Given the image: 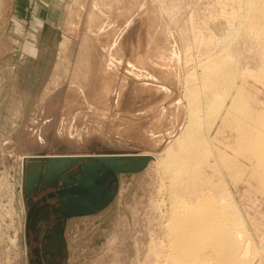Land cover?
Segmentation results:
<instances>
[{
  "label": "rangeland",
  "instance_id": "374dc122",
  "mask_svg": "<svg viewBox=\"0 0 264 264\" xmlns=\"http://www.w3.org/2000/svg\"><path fill=\"white\" fill-rule=\"evenodd\" d=\"M218 1L0 0V264H30V249L42 243L40 233L28 234L25 224L36 199L22 192L28 157L159 159L169 150L177 156L192 110L200 116L203 144L218 175L210 177L206 164L202 171L229 192L264 264V179L248 162L232 117L224 114L231 97L223 99L210 86L213 70L201 61L211 33L225 32L215 27H224L230 9L226 0ZM244 68L236 84L255 110L264 102V77ZM217 107L211 121L209 109ZM160 183L154 160L138 174L119 176L117 194L105 209L66 221L61 248L39 246L41 263L150 264L149 249L162 235ZM32 237L36 241L28 245Z\"/></svg>",
  "mask_w": 264,
  "mask_h": 264
},
{
  "label": "bare ground",
  "instance_id": "6f19581e",
  "mask_svg": "<svg viewBox=\"0 0 264 264\" xmlns=\"http://www.w3.org/2000/svg\"><path fill=\"white\" fill-rule=\"evenodd\" d=\"M220 4L222 5V3ZM220 4H217L218 8H220ZM213 5L217 6L216 4ZM225 5L229 6L230 14L225 17L224 27L222 25L223 23L215 27V29L219 27V31L223 30L225 32H222V37H216L214 33L209 34L210 38L208 37L207 43V49L209 51L207 50L203 58L200 57L203 62L201 63L206 64L205 66H209L213 70L211 71L209 68L211 72V75L208 76L211 77L210 86H215L216 88L214 89H218L217 93H222L221 96L223 99L231 97L224 114L225 116L232 117L233 127L239 134L240 143L245 150H248V162L257 169L256 172L259 171L258 176L263 181L264 171L259 167V161L264 156L262 155L264 150V102L260 103L253 110L251 105L247 103L244 97L245 95H242L245 94L242 86L237 85L236 80L239 78L241 69L245 67V71L246 67L249 66L256 68L258 75L264 77V0H226ZM223 15L221 16L224 17ZM182 43L184 42L182 41ZM187 50L190 51V49ZM175 56L177 59V55L173 54V57ZM193 75L195 76V74ZM209 94L211 95L212 93ZM183 95L185 96V94ZM194 96L196 97V95ZM206 96L203 97L204 100L207 98ZM196 98H194L195 101L197 100ZM190 101H192L191 104L194 103L193 100L190 99ZM192 109L195 108L192 107ZM209 110L210 115L207 113L210 116V120L219 113V107L215 110ZM194 111L189 112L188 120H186L187 122L184 127L185 130L184 132L182 131L183 133L180 138L177 137V147L182 153L180 154L179 150H177L178 155L176 156L175 153H170L169 150L165 151L164 155L159 159L153 157L156 163V170L161 179L158 192L164 198L161 201L162 207L164 208H162L163 210L161 211L159 219L161 220L162 235L159 241L151 245L149 249V258L151 257L150 259H152L150 264H262L263 259L260 250L256 248L245 221L241 218L239 211L234 207L235 204L232 205L231 199L229 200L231 197L229 192L225 188L221 189L223 184L219 185L218 181L216 184H214L215 181L214 183L210 182L212 180L210 177L218 175V172L217 170H212L215 169V163H210L209 147L207 148V145L203 144L205 143L203 140L206 137H204L202 126H200L202 124L199 121L197 122L200 116L198 117V114L195 115ZM208 115L206 116L208 117ZM205 164L207 166L205 167L211 169L210 172L212 171V174H208L210 177L202 171L203 165ZM183 173L184 176L182 179H184L181 180L180 177ZM208 177L209 179H207ZM184 181L186 183H183ZM149 242L151 243V239ZM255 259H258L257 263H255Z\"/></svg>",
  "mask_w": 264,
  "mask_h": 264
},
{
  "label": "water",
  "instance_id": "95a60500",
  "mask_svg": "<svg viewBox=\"0 0 264 264\" xmlns=\"http://www.w3.org/2000/svg\"><path fill=\"white\" fill-rule=\"evenodd\" d=\"M27 159L29 165L24 167L22 192L30 199L40 190L52 189L48 198L55 200L56 207H51V211L55 215L56 225L46 232V236L50 238L46 248L49 245L61 248L66 221L94 215L105 209L117 194L119 176L142 172L153 160V156L39 155ZM46 206L39 210L46 211ZM34 216L32 211L27 212L26 229L33 228Z\"/></svg>",
  "mask_w": 264,
  "mask_h": 264
},
{
  "label": "flooded vegetation",
  "instance_id": "af4514ba",
  "mask_svg": "<svg viewBox=\"0 0 264 264\" xmlns=\"http://www.w3.org/2000/svg\"><path fill=\"white\" fill-rule=\"evenodd\" d=\"M52 193L51 190H40L35 196L36 199L32 200L33 202L30 203L29 206V210L28 211H32L33 214H35L34 218V224H33V228L27 229V233L29 234H37L40 233L41 235V241L42 243L39 245L41 247L45 246L47 247L50 241V238L46 236V232L47 230L51 229L53 226L56 225V219H55V215L52 213L51 211V207L55 206L56 204L55 202H51L49 201L48 196ZM54 200V199H51ZM45 205H47L45 207L44 210L46 211H41L39 209L43 208ZM37 213V214H36ZM39 230V232H37ZM36 231V232H35ZM35 232V233H34ZM45 238H48V240H46ZM36 240H34V237L30 238L27 240V244L29 245L31 242H34ZM46 244V245H45ZM39 246H34L30 249V254L32 255V257L29 259V263L30 264H43L42 259H41V250L42 248ZM45 251V249H44Z\"/></svg>",
  "mask_w": 264,
  "mask_h": 264
}]
</instances>
